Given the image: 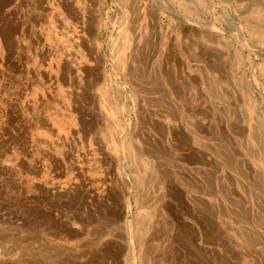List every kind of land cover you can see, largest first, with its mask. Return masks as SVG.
Listing matches in <instances>:
<instances>
[{
  "label": "rangeland",
  "instance_id": "374dc122",
  "mask_svg": "<svg viewBox=\"0 0 264 264\" xmlns=\"http://www.w3.org/2000/svg\"><path fill=\"white\" fill-rule=\"evenodd\" d=\"M0 264H264V0H0Z\"/></svg>",
  "mask_w": 264,
  "mask_h": 264
},
{
  "label": "bare ground",
  "instance_id": "6f19581e",
  "mask_svg": "<svg viewBox=\"0 0 264 264\" xmlns=\"http://www.w3.org/2000/svg\"><path fill=\"white\" fill-rule=\"evenodd\" d=\"M40 2V1H39ZM42 3V2H41ZM138 3V2H137ZM42 6V5H41ZM134 7V6H133ZM136 8V7H135ZM137 10H138V8H137ZM157 23V22H156ZM212 30H214V28L212 29ZM213 32V31H212ZM217 32V31H216ZM216 32H214V33H216ZM236 39H238V43L242 46V48L244 47L245 49H247L248 51H249V58H250V67H252V68H254V62H255V59H254V57H253V52H252V49L250 48V46L248 45V42L245 40V37H244V35L243 34H240L239 36H236L235 37ZM168 53V52H167ZM169 54V53H168ZM249 60V59H248ZM186 138H188L187 136H186ZM185 139V138H184ZM189 146V145H188ZM190 147V146H189ZM188 150H189V148H188ZM168 171V170H167ZM169 176V175H168ZM68 184V183H67ZM74 185V184H73ZM54 186V185H53ZM59 186V185H58ZM66 186V185H65ZM69 187V186H68ZM67 187V188H68ZM63 188V186L61 187V186H59L58 187V189H56V191H60L59 189H62ZM69 189H70V187H69ZM72 189V188H71ZM75 189V188H74ZM74 189H73V191H74ZM55 190V189H54ZM51 191V190H50ZM66 191V190H65ZM62 192V191H61ZM60 192V193H61Z\"/></svg>",
  "mask_w": 264,
  "mask_h": 264
},
{
  "label": "crops",
  "instance_id": "0c3cea01",
  "mask_svg": "<svg viewBox=\"0 0 264 264\" xmlns=\"http://www.w3.org/2000/svg\"><path fill=\"white\" fill-rule=\"evenodd\" d=\"M71 56V55H70ZM67 59H68V55H67Z\"/></svg>",
  "mask_w": 264,
  "mask_h": 264
}]
</instances>
